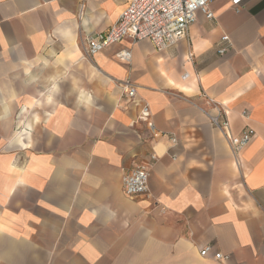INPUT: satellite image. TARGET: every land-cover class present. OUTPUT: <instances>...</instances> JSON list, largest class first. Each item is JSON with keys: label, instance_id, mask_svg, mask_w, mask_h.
Instances as JSON below:
<instances>
[{"label": "crops", "instance_id": "0c3cea01", "mask_svg": "<svg viewBox=\"0 0 264 264\" xmlns=\"http://www.w3.org/2000/svg\"><path fill=\"white\" fill-rule=\"evenodd\" d=\"M232 1L210 0L213 18L162 51L126 38L89 58L84 37L128 0H0V264H221L204 245L264 264V0ZM126 79L159 139L135 120ZM203 92L233 134L253 129L239 158ZM151 151L148 192L126 196L123 171Z\"/></svg>", "mask_w": 264, "mask_h": 264}, {"label": "built area", "instance_id": "2783aa9c", "mask_svg": "<svg viewBox=\"0 0 264 264\" xmlns=\"http://www.w3.org/2000/svg\"><path fill=\"white\" fill-rule=\"evenodd\" d=\"M209 2L210 0H128L117 19L106 30L96 31L84 37L81 43L82 53L86 57H93L96 53L126 38L132 42L148 40L156 51H162L187 36L189 26L196 20L198 14H204L208 19L213 18V13L209 10ZM232 6L236 11H240L242 0H233ZM229 47V37L222 35L217 52L223 54ZM116 57L122 61H129L131 52L129 49H123L116 54ZM190 57L191 55L189 59ZM187 77V72L182 74L183 79ZM120 85L124 97L136 107L135 120L144 124L150 139H159L162 133L154 124L147 102L136 97V89L128 79L121 81ZM202 97L207 106L204 112L210 125L221 133L234 157H238L252 140L255 134L253 129L246 128L238 134H233L225 114L224 103L215 101L204 92ZM169 139L174 144L178 142L174 135ZM157 158V155L151 151L146 159L134 158L131 166L123 171L121 188L126 196L136 197L148 192L150 169ZM172 158L174 159L175 155H172ZM200 255L212 257L225 264L226 256L214 250L211 245L202 246Z\"/></svg>", "mask_w": 264, "mask_h": 264}]
</instances>
